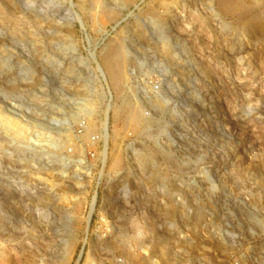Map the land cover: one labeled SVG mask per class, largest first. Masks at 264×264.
<instances>
[{"label":"rangeland","instance_id":"374dc122","mask_svg":"<svg viewBox=\"0 0 264 264\" xmlns=\"http://www.w3.org/2000/svg\"><path fill=\"white\" fill-rule=\"evenodd\" d=\"M104 113L122 172H66ZM120 259L264 264V0H0V264Z\"/></svg>","mask_w":264,"mask_h":264},{"label":"built area","instance_id":"2783aa9c","mask_svg":"<svg viewBox=\"0 0 264 264\" xmlns=\"http://www.w3.org/2000/svg\"><path fill=\"white\" fill-rule=\"evenodd\" d=\"M148 79V78H146ZM129 84L131 88H133L134 85L140 86V89L144 90H151L156 94H160L163 92L161 87V82L159 80L150 79L144 80L138 76V69L135 68V65H133L130 68V77H129ZM149 115V113H147ZM98 119L95 121V124H91L88 117H82L74 126V129L69 133L70 140L72 143L67 146L65 150V154L62 155V163L64 164V169L66 172H73L72 169L74 166H76V169L80 170L81 175L88 176L90 174V171L92 169L98 170L100 176L106 177L108 180H114L115 177H118L120 175V172L122 170L118 169H110L109 165L106 168L107 162L109 161V141H110V134H109V125H107V114L98 115ZM61 136V135H60ZM65 135H62L63 137ZM132 133H129L128 136V143L126 144V147H129L133 142ZM76 147L79 149V153L81 152V158L75 159L76 153ZM81 166V168L78 167ZM65 176H68V173H65ZM96 189H98L96 187ZM97 198H94L92 203L94 204L93 210L90 211L89 215V224H88V230L90 228H96L92 227V220L94 216H98L97 213H95V208L97 205ZM100 220L106 219L103 216L99 217ZM109 225V224H107ZM101 226H97L99 229ZM96 229H92V231H98ZM108 232L112 233L113 231L108 230ZM121 264H124V261L121 259L119 260Z\"/></svg>","mask_w":264,"mask_h":264},{"label":"bare ground","instance_id":"6f19581e","mask_svg":"<svg viewBox=\"0 0 264 264\" xmlns=\"http://www.w3.org/2000/svg\"><path fill=\"white\" fill-rule=\"evenodd\" d=\"M113 72H115V70L113 71ZM116 74V73H115ZM134 118V117H133ZM151 125V124H150Z\"/></svg>","mask_w":264,"mask_h":264}]
</instances>
